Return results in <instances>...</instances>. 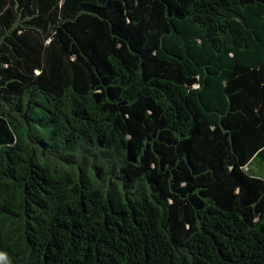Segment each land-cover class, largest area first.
<instances>
[{"label":"trees","instance_id":"1","mask_svg":"<svg viewBox=\"0 0 264 264\" xmlns=\"http://www.w3.org/2000/svg\"><path fill=\"white\" fill-rule=\"evenodd\" d=\"M0 264H264V0H0Z\"/></svg>","mask_w":264,"mask_h":264},{"label":"rangeland","instance_id":"2","mask_svg":"<svg viewBox=\"0 0 264 264\" xmlns=\"http://www.w3.org/2000/svg\"><path fill=\"white\" fill-rule=\"evenodd\" d=\"M250 170H251V173H253L255 175L261 174L260 167H259L258 163L256 162V160L254 162H252V165H250Z\"/></svg>","mask_w":264,"mask_h":264}]
</instances>
